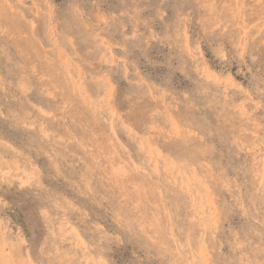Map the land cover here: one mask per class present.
<instances>
[{"label":"rangeland","instance_id":"1","mask_svg":"<svg viewBox=\"0 0 264 264\" xmlns=\"http://www.w3.org/2000/svg\"><path fill=\"white\" fill-rule=\"evenodd\" d=\"M0 264H264V0H0Z\"/></svg>","mask_w":264,"mask_h":264},{"label":"bare ground","instance_id":"2","mask_svg":"<svg viewBox=\"0 0 264 264\" xmlns=\"http://www.w3.org/2000/svg\"><path fill=\"white\" fill-rule=\"evenodd\" d=\"M65 86V85H64ZM67 88V87H66ZM21 114V113H20ZM84 115V114H83ZM90 119V118H89ZM87 120V119H86ZM94 123V122H93ZM102 123V122H101ZM89 124V123H88ZM96 125V124H95ZM98 131V130H97ZM87 132V131H86ZM88 134V133H87ZM92 136V135H91ZM99 140V139H98ZM104 147V146H103ZM104 149V148H103ZM119 150V149H118ZM98 151V150H97ZM110 151V150H109ZM121 153V152H120ZM88 154V153H87ZM99 156V155H98ZM124 157V156H123ZM88 159V158H87ZM102 159V158H101ZM111 162V161H110ZM91 163V162H90ZM125 166V165H124ZM100 167V166H99ZM106 170V169H105ZM104 172V171H103ZM107 174V173H106ZM110 178V177H109ZM133 178V177H132ZM134 179V178H133ZM150 180V179H149ZM146 183V182H145ZM148 183V182H147ZM154 189V188H153ZM157 192V191H156ZM157 194V193H156ZM156 198V197H155ZM150 213V212H149ZM186 216V215H185ZM162 217V216H161ZM172 217V216H171ZM150 222V221H149ZM188 229V228H187ZM166 246V245H165ZM174 248V247H173ZM180 250V249H179Z\"/></svg>","mask_w":264,"mask_h":264}]
</instances>
